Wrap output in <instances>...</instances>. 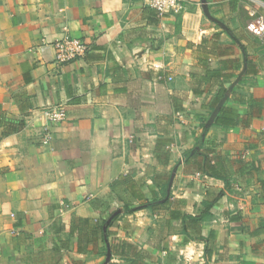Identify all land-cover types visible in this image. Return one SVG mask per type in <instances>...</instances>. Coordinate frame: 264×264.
<instances>
[{"label": "crops", "instance_id": "1", "mask_svg": "<svg viewBox=\"0 0 264 264\" xmlns=\"http://www.w3.org/2000/svg\"><path fill=\"white\" fill-rule=\"evenodd\" d=\"M183 5L0 0V264H264V0Z\"/></svg>", "mask_w": 264, "mask_h": 264}, {"label": "built area", "instance_id": "2", "mask_svg": "<svg viewBox=\"0 0 264 264\" xmlns=\"http://www.w3.org/2000/svg\"><path fill=\"white\" fill-rule=\"evenodd\" d=\"M145 3L154 8L160 16L165 14H180L184 10L185 0H144ZM247 30L259 37L264 42V17L256 16L247 26ZM56 61L66 64L72 60L83 56L88 50V45L78 37L66 35L56 41ZM47 117L51 123H57L65 119L66 111L62 105H57L46 110ZM44 142L47 143L51 137L46 134Z\"/></svg>", "mask_w": 264, "mask_h": 264}]
</instances>
